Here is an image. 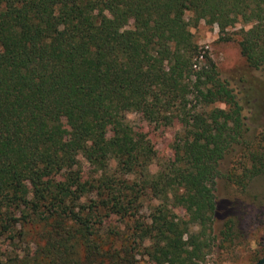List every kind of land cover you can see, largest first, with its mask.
Returning a JSON list of instances; mask_svg holds the SVG:
<instances>
[{"label": "trees", "instance_id": "trees-1", "mask_svg": "<svg viewBox=\"0 0 264 264\" xmlns=\"http://www.w3.org/2000/svg\"><path fill=\"white\" fill-rule=\"evenodd\" d=\"M200 21L241 24V56L264 66V0H0V264H201L239 236L233 213L214 233L220 164L245 152L228 179L246 192L264 147L195 44ZM131 113L181 127L154 175Z\"/></svg>", "mask_w": 264, "mask_h": 264}, {"label": "rangeland", "instance_id": "rangeland-1", "mask_svg": "<svg viewBox=\"0 0 264 264\" xmlns=\"http://www.w3.org/2000/svg\"><path fill=\"white\" fill-rule=\"evenodd\" d=\"M189 18V14H186ZM131 27V25H129ZM249 25L245 26L247 29ZM241 24L219 33L216 25L200 21L191 26L195 44L205 52L215 64L221 79L226 80L243 108V116L248 136H256L259 147H264V66L258 70L250 69L240 54L239 41ZM214 106H220L214 105ZM135 129L143 132L154 152V160L148 171L154 175L163 162L173 159V142L180 133L179 124L148 122L135 113L127 115ZM108 135V133H107ZM241 150V149H240ZM245 152L237 148L228 153L220 164L221 177L215 186V196L219 201L214 224L217 234L221 223L230 214L240 219L239 236L232 244H222L214 240V246L207 252L201 264H255L264 257V174L256 178L246 192H242L228 176L241 172L245 163ZM85 179L95 176L92 167L81 161ZM110 172L115 169V161L110 160ZM158 199L147 196L139 209L140 220H149L151 208ZM177 214L182 216V210ZM117 220V219H116ZM114 224H118L117 222ZM120 224V223H119ZM134 232V230H133ZM132 233V232H130ZM141 264H151L148 257L136 253Z\"/></svg>", "mask_w": 264, "mask_h": 264}, {"label": "water", "instance_id": "water-1", "mask_svg": "<svg viewBox=\"0 0 264 264\" xmlns=\"http://www.w3.org/2000/svg\"><path fill=\"white\" fill-rule=\"evenodd\" d=\"M255 264H264V257H262L259 261H257Z\"/></svg>", "mask_w": 264, "mask_h": 264}]
</instances>
